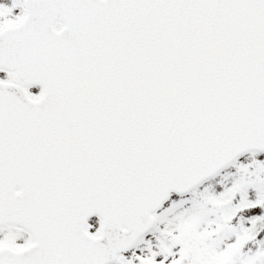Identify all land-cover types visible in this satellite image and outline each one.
Masks as SVG:
<instances>
[{"label": "snow or ice", "instance_id": "snow-or-ice-1", "mask_svg": "<svg viewBox=\"0 0 264 264\" xmlns=\"http://www.w3.org/2000/svg\"><path fill=\"white\" fill-rule=\"evenodd\" d=\"M0 264H264V0H0Z\"/></svg>", "mask_w": 264, "mask_h": 264}]
</instances>
